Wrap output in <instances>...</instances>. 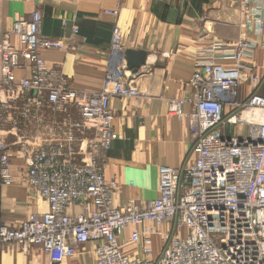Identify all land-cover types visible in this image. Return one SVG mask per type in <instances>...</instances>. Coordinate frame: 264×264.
<instances>
[{
  "label": "built area",
  "instance_id": "built-area-1",
  "mask_svg": "<svg viewBox=\"0 0 264 264\" xmlns=\"http://www.w3.org/2000/svg\"><path fill=\"white\" fill-rule=\"evenodd\" d=\"M239 5L244 26L263 34L264 0ZM108 13L116 16L118 10ZM41 22L35 10L0 40V245L23 251L37 245L55 263L94 241L96 264H264V122L249 119L245 137L225 134L226 124L246 122L243 111L264 109V95L253 92L239 103L243 66L215 62L223 54L239 61L256 47L264 56V42L216 41L207 48L188 80L195 98L171 100L167 110L187 120L193 160L159 168L156 199L117 205L118 184L105 177L108 150L119 136L110 101L138 94L124 79L120 28H112L101 92L84 95L46 65L42 52L66 43L42 34ZM72 31L78 35L79 28ZM11 33L19 47L10 43ZM19 69L29 75L18 78ZM227 104L234 111L226 116ZM12 155L23 159L29 185L48 202L46 212L30 213L18 228L3 222L1 210L2 188L14 183ZM155 238L162 241L158 252ZM125 245L135 246L137 254H126Z\"/></svg>",
  "mask_w": 264,
  "mask_h": 264
},
{
  "label": "crops",
  "instance_id": "crops-1",
  "mask_svg": "<svg viewBox=\"0 0 264 264\" xmlns=\"http://www.w3.org/2000/svg\"><path fill=\"white\" fill-rule=\"evenodd\" d=\"M240 0H0V40L16 21L28 20L33 11L42 16L40 30L51 38L63 39L64 49L42 52L49 68L62 72L68 85L84 95L98 94L109 64V47L114 25L120 28L125 50L145 52L144 64L136 72L127 67L125 80L138 94L114 96L110 101L113 126L118 138L107 153L105 177L118 184L115 203L128 199L150 202L159 195V168L180 167L194 158L189 125L185 118L168 114L174 99H194L197 89L188 84L195 63L205 58L207 48L216 41L243 39L264 42V33L254 34L244 26ZM118 10L112 15L108 11ZM79 28L74 35L73 26ZM10 43L19 47L11 33ZM215 62L230 68L242 65L237 101L242 103L253 92L264 95V56L260 47L248 50L239 61L230 54L215 55ZM238 62V63H237ZM18 78L29 72L19 69ZM134 75V76H133ZM251 76L257 78L251 81ZM191 105L186 103L185 109ZM234 108L227 104L224 114ZM246 122L225 125L228 137H245L249 119L264 122V109L253 115L242 112ZM23 159L12 155L14 183L2 188V219L18 228L30 213H44L48 202L28 183ZM22 171H21V170ZM133 227L123 231L124 241ZM162 241L154 239L158 252ZM95 242L80 246L72 257L51 262L37 245L23 251L15 245H0V264H96ZM131 256L137 248L125 245Z\"/></svg>",
  "mask_w": 264,
  "mask_h": 264
},
{
  "label": "water",
  "instance_id": "water-1",
  "mask_svg": "<svg viewBox=\"0 0 264 264\" xmlns=\"http://www.w3.org/2000/svg\"><path fill=\"white\" fill-rule=\"evenodd\" d=\"M145 54L143 51L125 50L126 66L135 72L144 64Z\"/></svg>",
  "mask_w": 264,
  "mask_h": 264
},
{
  "label": "rangeland",
  "instance_id": "rangeland-1",
  "mask_svg": "<svg viewBox=\"0 0 264 264\" xmlns=\"http://www.w3.org/2000/svg\"><path fill=\"white\" fill-rule=\"evenodd\" d=\"M21 158V157H20ZM23 161V160H22ZM21 170V169H20ZM22 171V170H21ZM15 171L13 170V173H14ZM16 176V173H14V177Z\"/></svg>",
  "mask_w": 264,
  "mask_h": 264
}]
</instances>
